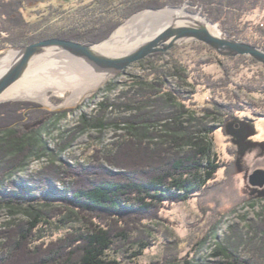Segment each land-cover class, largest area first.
<instances>
[{
    "label": "trees",
    "instance_id": "trees-1",
    "mask_svg": "<svg viewBox=\"0 0 264 264\" xmlns=\"http://www.w3.org/2000/svg\"><path fill=\"white\" fill-rule=\"evenodd\" d=\"M198 1L206 6L204 16L235 39L243 31L242 12L260 5V0H192ZM46 2L52 0H0V51L50 38L99 44L135 13L176 4L172 0H90L71 9L50 3L45 10H32ZM243 40L264 50V26L251 27L250 36ZM204 47L217 59H226ZM165 54L142 60L150 67L133 76L119 102L105 98L96 115L81 116V128L91 123L97 128L115 126L126 130L105 156L98 151L91 164L69 167L64 173L52 163L31 178L33 188L5 183L34 156L46 153L45 146L38 148L42 144L40 122L45 115L62 113L32 109L26 103L0 104V210L7 209L11 214L23 211L29 219L17 224L8 222L0 230V264H107L109 252L127 253L129 245L131 249L138 247L133 256L139 257L149 245L139 227L157 220L168 206L204 192L215 180L222 163L209 140L217 128L207 119L220 116L226 126L236 120L230 114L234 109L215 103L213 109H204L205 118L198 119L189 107L192 104H186L179 82L210 88L218 87V83H212L206 74L194 76L195 64L179 58L174 57L171 67H164ZM169 77L175 82L170 83ZM113 107H126L132 114L112 117ZM69 144L65 143L62 150ZM105 164L120 171H112ZM57 178L65 186L54 194L53 180ZM55 220L63 226L76 222L82 227L46 239L48 227ZM253 227L256 235L262 234L259 243L249 240L253 258L244 261L226 249L223 253L229 260L223 264H264V223ZM240 241H244L242 237ZM165 259L152 264H191L176 255Z\"/></svg>",
    "mask_w": 264,
    "mask_h": 264
},
{
    "label": "rangeland",
    "instance_id": "rangeland-1",
    "mask_svg": "<svg viewBox=\"0 0 264 264\" xmlns=\"http://www.w3.org/2000/svg\"><path fill=\"white\" fill-rule=\"evenodd\" d=\"M89 2L90 0H52L32 10H45L50 3L63 4L65 9H71L79 6L78 4ZM175 2V5L146 8L135 13L124 20L112 35L103 41L111 38L121 26L136 15L159 12L146 11L148 9L164 10L185 7L187 12L210 21L204 16L206 6L203 2L172 0V3ZM32 16L35 18L36 14L33 13ZM242 16L241 37L232 39L244 42L243 39L250 36L251 27L264 26V0H260V5L256 10H244ZM211 23L218 26L220 33L227 35L219 24ZM7 48L10 47L5 49ZM174 57L185 63L195 64L193 67L197 72L193 73L194 76L206 74L211 76L212 83H218V87L210 88L204 84L192 86L185 81L179 82L183 86L182 92H185L186 104L188 106L192 104L189 107L196 111L195 116L198 119L205 118L204 109H213L215 103L231 106L234 109L230 111V114H233L236 120L233 124L231 123L232 125L228 124L229 128L228 125H222L223 120L220 116L214 115L207 119L211 126L217 128L209 140L222 167L215 180L204 192L195 195L187 202L168 206L160 212L157 220L147 221L145 227L139 225L143 232L141 236H144L149 243L139 257L133 256L138 247L131 249L129 245L126 247L129 250L127 253L112 251L107 254L105 260L107 264H152L162 262L170 255H176L178 258L190 260L191 264H223L229 260L223 253L227 249L231 254L248 262L253 258L254 253L249 240L259 243L262 238V234H255L253 226L264 223V188H255L249 183L250 174L257 169H264V92H262L264 65L259 62L253 63L249 59L251 57L248 58V56H240L244 59L236 57L234 60L217 59L200 42L184 43L167 51L163 58L166 63L164 67H171L174 64ZM56 60H62V58ZM141 62L131 65L122 74L83 98L81 93L84 90L81 92L67 90L64 94H55L50 91L49 105L34 99L0 101L1 105L14 102L26 103L32 109L36 107L51 113H62L43 117L39 125L42 128V144L40 143L38 148L41 145L45 146L46 153L42 154L36 148V151L42 154L41 157L34 156L30 159L27 166L17 171L5 185L9 186L11 182H14L18 186L33 188L34 183L31 178L43 169L49 168L52 163L60 168V173H64L66 168L91 164L98 151L101 152L100 155L105 156L106 152L112 148V144L119 140L120 135L126 134V130L115 126L97 128L91 123L81 128V116L96 115L99 104L105 98L119 102L120 94L130 88L133 76L143 74L145 68L150 67L148 61L145 64ZM198 62L203 64L196 65ZM168 80L173 83L176 79L169 77ZM256 89L258 91H254ZM74 95H78L75 102L76 96ZM68 100L71 103L64 109L45 108V106L64 107ZM110 113L115 118L132 114L126 107H113ZM163 113L166 112L163 111ZM232 127L235 129L234 132L228 134L227 130ZM67 142L70 144L62 150ZM105 166L112 171H120L108 164ZM53 184L54 194L65 186L58 178L53 180ZM28 220V216L23 211L11 214L7 209L0 210V230H4L8 222L14 221L17 224ZM81 227L82 225L76 222L63 226L55 220L48 227L46 239L65 236L68 232ZM241 237L244 240L242 242ZM1 242L2 239H0Z\"/></svg>",
    "mask_w": 264,
    "mask_h": 264
},
{
    "label": "water",
    "instance_id": "water-1",
    "mask_svg": "<svg viewBox=\"0 0 264 264\" xmlns=\"http://www.w3.org/2000/svg\"><path fill=\"white\" fill-rule=\"evenodd\" d=\"M163 9H148L146 11H162ZM207 22L190 19L187 23L174 22L148 40L135 48L119 53L108 54L99 49V44H86L72 40L50 38L33 42L22 47H10L0 53L1 58L9 52H16L15 61L0 75V97L16 82L21 80L34 65V63L50 51H56L63 56L72 57L89 65L101 82L91 90L83 93L82 98L91 95L100 87L123 73L131 65L157 53H164L188 42H200L218 55L226 58L248 56L264 65V50L254 45L230 38L227 35L214 34L210 31ZM110 39V38H109ZM103 41L102 43L108 41ZM68 107H49V110H61ZM233 124V123H232ZM231 124V125H232ZM238 124V123H237ZM236 124V125H237ZM229 128V125H228ZM232 129V131H231ZM228 134L234 132L233 127ZM249 183L255 188H264V169H257L249 176Z\"/></svg>",
    "mask_w": 264,
    "mask_h": 264
},
{
    "label": "bare ground",
    "instance_id": "bare-ground-1",
    "mask_svg": "<svg viewBox=\"0 0 264 264\" xmlns=\"http://www.w3.org/2000/svg\"><path fill=\"white\" fill-rule=\"evenodd\" d=\"M190 19L207 22L201 16L187 12L185 7L166 8L159 12L136 15L121 26L108 41L101 42L99 49L108 54L123 53L153 39L168 25L174 22L187 23ZM207 24L212 33L220 34L218 26ZM15 57L16 52H9L1 58L0 75L15 61ZM60 58L62 60H56ZM101 80V76L83 61L50 51L38 59L28 73L0 97V101L34 99L49 105L50 91L64 94L67 90H84L85 93L96 87ZM78 95H74V102ZM70 103L68 100L66 105Z\"/></svg>",
    "mask_w": 264,
    "mask_h": 264
}]
</instances>
